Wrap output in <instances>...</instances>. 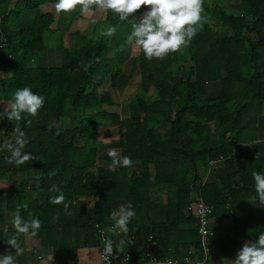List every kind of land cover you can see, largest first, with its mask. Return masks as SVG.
Wrapping results in <instances>:
<instances>
[{"label":"trees","instance_id":"16d2710c","mask_svg":"<svg viewBox=\"0 0 264 264\" xmlns=\"http://www.w3.org/2000/svg\"><path fill=\"white\" fill-rule=\"evenodd\" d=\"M57 2L0 0V144L15 127L3 108L14 92L27 86L45 98L36 117L20 122L28 140L24 151L34 159L17 168L6 163L9 153L0 152V175L8 178L0 189V241L18 238L11 221L19 209L24 220L42 222L33 237L52 248L60 264H74L77 248L100 246L96 225L110 227L111 212L130 202L136 216L127 236H119L127 239L130 255L148 246L150 236L158 253L165 246L160 254L177 255L185 242L199 249L190 193L206 176L201 195L213 214L230 213L238 236L258 239L264 205L248 198L256 195L252 172H264V158L239 156L237 143L241 123L248 130L256 120L252 104L264 106V74L245 72L264 58V0H237L241 11L204 0L207 23L188 47L151 61L140 49L128 73L126 40L147 8L123 22L106 12L92 29L78 10H47ZM109 26L116 27L111 36L105 35ZM137 75L138 90L121 112L114 92L121 97ZM214 81L221 83V96L205 99L206 84ZM53 122L59 128L49 130ZM109 126L119 137L106 144L99 131ZM109 148L120 149L134 165L115 172L103 167L101 161L111 163L103 157ZM53 185L59 192L51 191ZM61 193L70 214L64 203L52 202ZM5 228L9 235L2 234ZM176 234L179 243L173 244Z\"/></svg>","mask_w":264,"mask_h":264},{"label":"clouds","instance_id":"9594fccd","mask_svg":"<svg viewBox=\"0 0 264 264\" xmlns=\"http://www.w3.org/2000/svg\"><path fill=\"white\" fill-rule=\"evenodd\" d=\"M203 5L204 0H58L55 8L58 13L63 14H70L76 10L82 15L92 11H106L123 22L133 20L130 19L133 14L146 7L147 11L143 18L139 22L133 20L135 22L132 23V30L126 43L133 48L139 47L145 58L151 61L154 58L167 59L191 44L207 23V18L203 15ZM115 31L116 27L109 26L105 35L111 36ZM44 103V96L34 92L30 87L18 88L14 92L6 116L9 121L15 122V127L11 137L5 138L0 144V152L9 153L5 157L6 163L19 168L34 159L31 153L24 151L28 140L26 133L20 127V122L26 116L36 117L44 107ZM53 127L58 129L59 125L53 122L49 125V130ZM107 155L111 159L108 168L113 172L118 168H131L135 163L131 157L121 155V150L117 148H109ZM252 177L256 195L250 196L248 200L253 203L258 197L260 204L264 205V172L253 171ZM51 191L59 192V188L53 185ZM52 202L64 203L63 194L58 195ZM64 209L70 214L67 203H64ZM135 216L136 213L130 202L121 204L118 210L111 212L112 225L103 231L112 235L127 236L128 225ZM11 223L18 235L35 236L42 228V222L36 217L24 220L19 215V209ZM4 231L7 232L8 229L5 228ZM124 243V239L114 242L109 238L104 247L105 259L112 257L114 245L115 250H119ZM7 244L15 249V255L12 252L0 255V264H17V256L22 255L24 249L17 237L10 238ZM168 264H173V261L169 260ZM222 264H264V232L258 234V239L245 242L234 259L222 258Z\"/></svg>","mask_w":264,"mask_h":264},{"label":"crops","instance_id":"0c3cea01","mask_svg":"<svg viewBox=\"0 0 264 264\" xmlns=\"http://www.w3.org/2000/svg\"><path fill=\"white\" fill-rule=\"evenodd\" d=\"M236 10H239L235 8ZM131 52L134 54L136 53V49L131 47ZM137 56V55H136ZM262 62L258 66L255 64L247 65L245 67V72L248 73H254V70L256 69L260 73L264 74V58L260 59ZM188 66V70L191 68L193 63L189 62L186 64ZM135 82V83H133ZM136 83V76L133 78L131 84L128 86L129 89V95L132 93L134 89H131V87L135 86ZM139 86V85H138ZM243 89L244 87L241 86ZM138 88V87H137ZM239 89V88H237ZM241 89V88H240ZM244 91V90H243ZM137 92V91H136ZM128 95V96H129ZM221 96V83L218 81L214 82H208L206 84V92H205V99H215L219 98ZM131 101V100H130ZM116 102V101H115ZM238 103V102H237ZM130 102L126 105L129 106ZM125 105V106H126ZM252 114L253 117L256 119L254 120V123L250 129H245L246 126L245 122L241 123V142L237 143V149L240 148L239 152L237 154H240L244 156H253L254 158H264V106L259 107L257 106V102L252 104ZM252 122V121H251ZM211 126H213L211 124ZM247 127V126H246ZM238 128V127H237ZM212 132H214L212 128ZM108 156L107 151H103V157ZM103 167L108 168V165L110 164L109 161L103 160L100 163ZM221 172V171H220ZM233 170L228 173L231 175L233 174ZM249 178H252L250 174H247ZM241 175L235 174L234 178L238 179ZM2 181V180H1ZM239 200V202H242V200L238 197H235ZM244 204V203H243ZM194 213V211H192ZM188 213V212H187ZM232 217L230 213H224L222 215H214L211 218V228L215 232L214 240H215V246L211 251L209 264H222V258H228V259H234L236 257L237 252L240 250V248L243 246V244L247 241H249L247 238H244L243 236H238L234 229V224L232 222ZM3 230V229H2ZM4 231V230H3ZM2 234L9 235V231L2 232ZM109 237L114 241L118 242L120 240L119 236L109 234ZM18 236V242L21 244V246L24 249V252L22 255L17 256V264H60V262L56 258V254L54 253L52 248H49L48 246H44L42 244V240H39L38 238H34L31 235L27 234H19ZM125 243L123 247L119 248V250H115L114 245V253H129L128 249V242L125 238ZM8 240L6 241H0V246H2V252L0 251V255L6 254L8 252H12L13 255H15V249L12 248L10 245L7 244ZM148 246L138 248L137 250L133 251L134 255L131 254L132 259L141 262L145 260L149 254H156L159 257H171V258H181L185 254H187L189 251H195V253L198 255V248L192 247L189 242H185L186 244L179 245V251L176 252L177 255L171 254V250L168 253L160 254L161 251L165 249V246L160 247V253H158V246L156 243H152L150 239H148ZM172 242L179 243L178 234L175 236H172ZM155 247V249H153ZM171 247H174L173 245ZM3 248H8L7 250L3 251ZM74 248V247H73ZM174 249V248H171ZM175 250V249H174ZM76 253V255H75ZM170 253V254H169ZM74 255L76 257H74ZM134 257V258H133ZM71 263L74 264H101V257H100V246L95 247H79L76 249V251L73 253L71 257ZM117 264H127L126 262H119Z\"/></svg>","mask_w":264,"mask_h":264},{"label":"built area","instance_id":"2783aa9c","mask_svg":"<svg viewBox=\"0 0 264 264\" xmlns=\"http://www.w3.org/2000/svg\"><path fill=\"white\" fill-rule=\"evenodd\" d=\"M215 161L210 162V166L214 165ZM208 180V176L202 180L198 179L192 186L190 197H191V207L194 211V215L197 221V231L199 235V250L198 255L195 251H189L183 257L171 258V257H159L156 254H149L148 257L141 262H131L130 253H114L112 257L105 259L104 247L107 240L110 238L107 232H104L101 225L97 224L96 228L98 230V235L100 239V257L101 264H117L121 261L127 264H168L169 260L173 261V264H209L210 254L215 246V232L211 228V218L214 213V206L207 203L201 195V189L204 187ZM153 242V237H149Z\"/></svg>","mask_w":264,"mask_h":264},{"label":"rangeland","instance_id":"374dc122","mask_svg":"<svg viewBox=\"0 0 264 264\" xmlns=\"http://www.w3.org/2000/svg\"><path fill=\"white\" fill-rule=\"evenodd\" d=\"M207 2L206 3H208V4H212V2H213V0H206ZM221 1H223L224 2V4L225 5H227V7L229 8V9H231V10H233V9H235V8H237V9H239L240 11H241V5L240 4H238V3H236V1L237 0H221ZM47 10H49V11H52L55 15L57 14V10H56V8H55V5H53V6H49L48 8H47ZM106 11H93L92 13H88V14H86V17L87 18H89L90 19V27L93 29V26L94 25H96V24H102V22L101 21H103L104 20V18L106 17ZM102 17V18H101ZM93 31V30H92ZM69 34V33H68ZM72 39V38H71ZM71 39H67V43L68 44H70V40ZM131 47L132 46H129L128 45V47L126 48L127 50H126V52L128 53V55H127V59H126V62H125V64H124V70H125V72L126 73H128L130 70H131V64H130V62H131V60H132V58H134V57H136V55L138 56L139 55V53H140V48L139 47H136L138 50H137V52H136V55L135 54H133L131 51ZM40 60L43 62L44 61V59H43V55L41 54L40 55ZM188 69V66L187 65H184V64H182V66H181V72L183 73L184 71H186ZM176 80L179 82V80H180V77H178V76H176ZM137 81H138V75L136 76V83H137ZM133 83H135V82H133ZM106 86H107V83H106ZM138 83L135 85V86H133V87H131V89H134L133 91H132V93L129 95V89H130V87H127L126 88V90L124 91V93H123V95L120 97L119 95H118V93L115 91L114 92V99H115V101L120 105V104H122L121 106H122V108H121V112L122 111H124V109H125V105L127 104V103H129L130 102V100H131V98H132V96L136 93V91L138 90ZM146 88V87H145ZM149 88V87H148ZM149 91H150V88L148 89ZM140 91V90H139ZM129 95V96H128ZM9 104H10V102H7V103H5L4 104V106H3V108L4 109H7L8 108V106H9ZM117 108V107H116ZM119 111H120V108H117ZM125 116V115H124ZM118 128L117 127H115V126H109V127H105V128H103L102 130H100L99 131V136H100V139L104 142V143H106V144H109V143H111V142H113V141H115V140H117L118 139V137H119V135H118V130H117ZM3 179V180H2ZM5 179V180H4ZM0 180H2V181H0V189H5V187L7 186V184H6V181L8 180V178H6V176L4 177L3 176V174H1L0 175Z\"/></svg>","mask_w":264,"mask_h":264}]
</instances>
